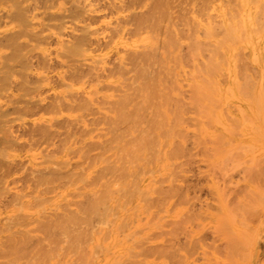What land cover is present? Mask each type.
Returning <instances> with one entry per match:
<instances>
[{
    "label": "bare ground",
    "instance_id": "obj_1",
    "mask_svg": "<svg viewBox=\"0 0 264 264\" xmlns=\"http://www.w3.org/2000/svg\"><path fill=\"white\" fill-rule=\"evenodd\" d=\"M44 1H46V0H44ZM69 1L71 3V0H69ZM82 1H86V0H79V2H82ZM94 1L92 0V2H91L92 5L90 4L91 6L95 5L96 2H98L97 5H101V4H99L100 0H97L95 2ZM220 1H221V3H219L218 7H216V6L212 5L211 0H142L141 1L142 3L140 6L145 8V13L142 12V15H139V16H138V14H139L138 13L137 17H133L132 14H134V13H133V11H131L132 13L130 12L129 15L134 18L133 23H135V27H133L134 29H132V30L134 31V30H138V29L139 30L144 29V31H145L144 36L143 37H136L135 39H133L131 41H128L129 39L128 40L126 39L127 41L124 40L123 39L124 37L120 38L116 41L112 40L113 38H109V40L105 42L106 43L105 44L106 45L105 50L101 49V48H95V49L91 48L90 52H87L86 49H84V47L88 46V44L91 46L92 42L94 43V46L97 45V46L101 47L102 41L100 39L101 38L100 34H103L105 31L108 30L109 27L108 28H106V27L110 23L108 21H106V17H105V19L101 20L98 23L97 22H95V23H92V22L86 23L85 22L84 23V21H83L84 19H83L82 24L83 23L84 24L81 27L82 34H79L77 38L74 34L67 36L69 39H70V36H71V38L74 36L76 38V40L72 41V42L67 41V44H64L66 41L61 42V44L58 45V48L60 50H62L61 53L63 54V56L64 55L69 56V58H67V59H69V61L71 59H72V61H74L73 59L75 57H77L76 58L77 60H78V57L79 58L80 57L86 58L87 63H89V64L87 66H86L87 63L84 64L85 66L83 65V68L84 69L88 68L87 69L88 71L87 70H86L87 72L83 71L81 63L84 60L80 62V60H82V59L79 60L80 63L78 62L79 63L78 65H80L81 67L77 66L76 65L77 63L74 64L75 62H77V60H75V62H73V63H68L67 79L63 77L64 80L65 79L67 80V84L62 83L63 84L62 86H64L63 89L59 90L57 94H54L52 96V98L49 99V102H45L44 98L39 97L40 94H37L38 97L35 98L36 99L35 102L34 101H31V102L30 101H24L22 105L20 103L16 102V106H14L12 113L13 114L16 113V115L18 114V116H17V118H14V119L12 117L13 120H10L11 117H8V119L10 120V121H8V119L6 117L11 116V115H8V112L6 113L5 110L1 109L2 106H0V132L2 134L0 136V144L5 149V151L7 148L13 149L16 146H18L17 147L18 149L20 147H23V143H25V141H22L23 143L22 142L20 143V140L22 139V137H24L23 134H24L25 130L27 131V136H28V139H26L27 140L26 145H28L30 148L36 147L37 145L38 146L45 145L46 148L54 146V144L51 143V141L49 143V140L53 141V139H51V137L55 134H56V136L64 135L63 141L61 143L59 142L60 144L56 146V148H57L56 150H49V151L42 150L41 151V153L44 151L46 152L43 155L45 157L43 159H44V162L49 165V167L48 166L47 167L51 170V173L48 176H45V175L41 176V177L38 176V178H36V180L39 179V181H41V183H44L46 185L48 184L49 186L47 187L45 185L46 188H43L44 186L40 187V188H42V190L40 189V191L39 190L37 191L36 187L41 186V183H39L38 181L33 180V179H32L33 182L32 181H26V183L31 182L33 184L35 182V184L37 185V186H34V185L32 186L29 184L30 186L34 187V188H32V190L34 189L33 192H35V195H33L34 197H30V198H32L31 203H30V205H31L30 208L33 209L31 212H27V210H25L24 207L22 208L23 205L21 206V204L23 203V199L26 198L30 193L29 194L27 193L28 194L27 196L25 195L26 193L23 194L24 190L21 189L19 187V185H18V187L20 190L17 189L18 187L16 188L17 190L15 188H12V189H15L14 192H12V190H8V189H10L7 187L8 184H6V186H5L6 178L9 176V173H10V170H9L10 167L9 166H10V164L13 163L10 161H13L15 159L12 160L9 156H7V154H5L4 150L0 151V157H5V158H3V159H5V161L2 158H0V172H1L0 173V206L1 205H4V206L6 205L5 207L11 206L12 212L14 213V215L11 214L12 217H9V219L7 220V223H5L4 226H2L3 229L0 227L3 230V231L1 230L2 232L9 233V235L7 237L4 236L6 238L3 239V241H0V264H93V263L97 262L98 257H100L101 251H103L105 254V253H107L106 251L112 250V249H113V251L111 253V256L108 259L107 264H133V263L134 264H136V263L142 264L143 263L142 261L146 258L145 257L142 260V258H143L142 256L146 255L145 252H149L147 250H144V248H143L144 243H146L147 240H149L147 233L140 234V231L142 230L143 227L141 229L133 228L132 225L129 226L128 224H126L127 222L126 223L124 222V225L121 226L122 219H121V221L117 220L118 222H121V223H117V221H115L113 219L114 222L109 224V221L111 222L112 220L111 219L108 220L107 218L105 219V216H107V214H109V213H112L114 211L113 209L116 206L119 208L122 207L123 209L125 208V207H123L124 204H128L127 206H129L131 201L123 200L124 202H122L121 199L119 198V197H121V195H122V197L131 198V199H132V197H136L135 201L137 202V204H139V205L141 204V206H140L141 210L144 212H147V213L150 210V205H151V203H149L150 197L156 196L155 198L157 199V201L160 204L157 205L155 203L154 204L152 203L153 204L152 205L153 210L152 211L150 210L149 214H152V217H154L153 215H155V217L157 216L156 218L162 219L159 217V213L157 210H159L160 208L165 206L164 204L166 203V201L164 199L168 200L167 197H165V196H168L166 194L172 193V192L178 193L177 190H179V189L176 190V188L171 187L172 183H170V186L168 188H166V186L164 187V185L162 186L161 183H164L165 180H169L171 182L178 181L177 177L179 176V174L182 171L181 170V171L177 172V170L180 169L179 168L180 165L178 164L179 163L178 160H180V158L183 157L181 155L182 150L186 153V151L183 149L184 145L182 144V142L185 141L187 143V141L184 139H186V137L191 135V134L187 135L188 132H186V131H188V127H190L189 125H192L190 123H193L194 121L198 122V120H196L197 119L196 116H199L201 118L199 119V123H197V122H195V124L193 123L192 127L194 125L196 127H199V129H200L199 132L202 134V137H203L202 138L201 135H199L201 138L200 137H197V138L202 139V141H203V139L204 140L208 139L206 144H209L212 141L210 147H208L209 145L206 146L208 149L206 147H204V144L206 141L202 145L203 147H201V148L207 149L206 154H205V152H204V154H205V156H207V159L209 161L208 160H202L203 154H201L202 159L200 161L201 162L203 161L204 164L209 163V166L211 168V169L210 168L209 169L214 173V176H216V178H217V174H218V176L220 174V176L217 179L220 178L222 180V185L219 186L220 188L222 187V193L220 191L217 192V196H216L215 192L218 191V189L216 191H214L213 187H212V189H210V187H208L210 189L211 193L213 191L215 193V194L213 193L214 196H210V197H212L214 199L218 198L217 201H216V199L215 200L212 199V200H213V202L215 201L214 203H219L218 209H219V213H220V215L215 218L216 220L214 219L215 224L213 225V227H208V229L211 231L213 230V233L216 234V236H215V234H213V236L211 235L213 242H217V240H218V243L221 242V243L225 244V246H224L225 247V249H224L225 259L227 260V258L230 257L232 252L229 249V246L234 245L239 239H241V236H243L246 233V232H242L243 234L241 235V231H243V230H240V228H237L238 226L235 225V223L238 221L236 219H238V217L240 218V216L241 217L245 216V214L248 213V212H245L246 210L247 211L250 210V214H251L252 209H255V207H256L255 204L249 205V202H248V201L251 202V200H250L251 197H255V196L249 197V194L252 192V190L249 191L250 193L248 192L249 194L246 192L249 190L250 186L247 185L248 187L245 186L246 188L244 189L243 186L246 185L245 184L246 182H244V185H243V183L240 182L242 180V178L240 179V181H235V183H233L231 181V175L233 177V174H231V173H233V171L235 170L234 173L238 174V171L240 172L239 168H241L242 166H245V167L249 168V171L247 170L248 173H244L246 169L241 170V171H243L242 173L245 174V175H243V174L242 175L244 177L247 176L246 178H248V175H249V177L252 178L251 175H253L254 177H255V175H259V173H260L258 171L259 167L264 165V163L261 164L262 163L261 161L263 159V158L261 159V157H260L261 161L259 160V158H257L258 161H257V163H255L256 162L255 160H257L255 158L254 160H252V161H255L252 164L254 167H252L251 164H249V162L251 163L250 159L247 158L248 159L247 160L248 162H247L243 158V155L247 156L246 153L249 151V147L252 148V146L249 145L248 150H247L248 144L244 145V146H246V152H245V154H242V151L245 148L243 146L244 143L242 142L243 144H240L241 145L240 146L239 144H237V143L233 144L230 141V139H232V137L230 138L229 136H233V135L239 136V137L241 136V134L239 135V132L242 131V128H244V127H242V124H241V126L238 127V124L240 122L235 123V124H237V125H235L234 124L235 121H233V123H231L229 121L232 119V117L229 116L231 119L227 118V121L230 124H234V125H230V126H234V129L230 127L231 129H233L232 131H230L231 129H228L223 124L225 126L223 128L225 133H227L228 135L230 134L228 136V138L225 136V134H223V132L221 133L219 131L220 133L219 132L213 133L212 132L213 129L215 131V129H217V128H215V126L213 128H211L209 126L211 124L213 125V121L218 118V117H216V119L213 118V115L215 113L218 112V113H220V115L225 114L226 109H222V107H223L222 105H220L219 108H217L216 106H219L218 104H219L220 99L224 97L223 93L229 95V89L235 93L237 92V90H239L238 91V93L240 92L239 95L241 94L242 98L244 97V99L247 98L248 103H249V100H252L254 102V107L251 109V115L252 116L254 114L257 115L256 116L257 119H258V116H262L264 119V76H263V80L261 79L259 82L260 84L262 83L261 84L262 87L260 88L258 95H254L255 93H253L254 92L253 88L257 83L254 81L255 80L254 78H256L258 75L253 76L248 71V69L250 67H247L248 66L247 62L244 59L242 60V57L243 58L246 57V59H247V57L249 55L245 56L246 54L241 53V50L244 49L248 45V43H245L244 40L247 39L249 35L251 36V35L258 34L264 29V25L263 26L258 25V22L260 23V21L262 19H264V0H220ZM11 2H13V0ZM18 2H19V0H17V3ZM33 2L35 4L34 0H33ZM37 2H38V0H36V3ZM52 2L53 1L50 0V3H52ZM87 2H88V0H87ZM101 2H102V0H101ZM103 2H104V0H103ZM2 3H3V1H2ZM42 3H43V0H42ZM50 3L48 5V8L51 7ZM129 3H132V2H128L126 4L129 5ZM18 4H19V6H22L21 5L22 2H20ZM38 4H39V2H38ZM44 4H45V2H44ZM83 4L85 5L83 10L86 8V11H87L88 10L87 9V3L86 4L83 3ZM126 4L122 3L123 7L125 6V8H126ZM15 5L16 6H14V7L19 9L17 4H15ZM71 5H72L71 7L73 8V5H74L73 0H72ZM107 5L108 4H106V6ZM29 6H30V4H29ZM76 6H77V4H76ZM173 6H175V8H176L175 9L176 10L175 15H173L171 13V11H173V9L171 10V8ZM71 7H69L68 9H71ZM99 7H102V9H103V6H99ZM118 7H120L123 12L125 11L121 7V4ZM133 7H136V6H133ZM105 8H108V6ZM128 8H130V7L128 6ZM31 9H32V7H31ZM68 9H65V10L68 11ZM121 9H120V11H121ZM33 10H34V8H33ZM78 10H82V8L78 9ZM96 10L97 9H95L94 11H96ZM175 10L173 12H175ZM23 11L26 14L28 13L27 16H29V12H26V10H23ZM16 13H18V12H16ZM19 13H20L19 14L20 16H21V14H23L22 11L21 12L19 11ZM111 14H110V16H113V14L112 15ZM135 14H134V16H135ZM107 15L108 14H106V16ZM27 16L25 17V15H24L23 16L24 19H26ZM100 16L103 17L102 15H100ZM130 16H129V18L131 19ZM15 17H18V16H15ZM23 17H22V19H23ZM119 17H121V16H119ZM61 18H63V17H61ZM90 18H89V20H90ZM121 18H119V19H121ZM125 18H126V16H125ZM85 19H86V17H85ZM99 19H100V17H99ZM16 20H17V18H16ZM71 21H72V19H71ZM71 21H70V23H74V21H72V22ZM95 21H97V20H95ZM114 21H115V19H114ZM119 21L121 22V20H119ZM126 21L127 20L125 19L124 22L126 23ZM129 21H131V20H129ZM93 22H94V19H93ZM28 23H30V21H28L26 24H28ZM66 23H69V21H66ZM80 23H81V21H80ZM61 24L59 23V25H61ZM126 24H129V23H126ZM41 25H43V24H41ZM120 25L122 26L123 24H120ZM49 26H54V25H48L46 27H49ZM110 26H111V24H110ZM57 27H56V29H54L55 34H56V30H57V32H58V30H62L61 26H59L58 29H57ZM116 27H118V29L115 28L114 30L112 27H110V28H112L113 32L115 31L116 35L121 34V31L126 29V27H123V26L120 27L119 25L117 26V24H116ZM128 27H129L128 31H131L130 26H128ZM42 28H44V25ZM42 28H40V29H42ZM22 29L24 31V28H22ZM259 29H261V30H259ZM43 30L44 29H42V31ZM42 31L40 30L37 33L41 34ZM81 31L79 32V30L77 29L78 33H81ZM263 32H264V30H263ZM17 33L18 32H16V34ZM58 33H60V32H58ZM61 33H62V31H61ZM112 33L109 32V34H112ZM125 33L127 35V31H125ZM129 33H131V32H129ZM25 34H27V33H25ZM30 34H32V33H30V31H29V35ZM34 34H32L31 36H33ZM55 34H52L51 36L53 37ZM137 34H139V33H137ZM36 35L40 36L41 40L39 39L40 40L39 42L41 43L44 36L42 34H41L42 37H41V35H38V34H36ZM58 35H60V34H58ZM63 35H62V38L63 37L66 38V36H65L66 34L64 36ZM116 35L114 34V36H116ZM134 36H136V35H134ZM20 37H23V34ZM24 37H26V36L24 35ZM29 37L27 36V38H29ZM48 37L50 40L51 37L50 36H48ZM105 37H106V35H105ZM110 37H113V36L110 35ZM130 38H132V37L130 36ZM252 38H254V37H251V39ZM45 39H44V41H45ZM8 40H6V41H8ZM64 40H66V39H64ZM105 40H107V39H105ZM15 41H17V40H15ZM15 41H14V44H15ZM252 41H253V39H252ZM262 41H264V40L262 39ZM262 41H260V42H262ZM9 43L13 46L12 42H9ZM36 43H38V42L36 41ZM253 43L255 44V42H253ZM37 45H36V47L39 48V46H37ZM39 45H41V44H39ZM55 46H56V44H55ZM262 46L264 47V44H262ZM254 48L256 49V46ZM46 49H47V47H46ZM119 49H121L122 51L118 52V51H120ZM11 51H12V49H11ZM24 51H26V50H24ZM49 51L50 50H48V49L46 50L47 53ZM85 51L87 52L86 54H85ZM16 52H18V50ZM112 52H115L116 58L113 60V62H111L112 64L107 63L108 65H112V66L106 67V65H105L106 60L110 56L109 54ZM122 52H124V53H122ZM13 53H14V51H13ZM30 53H31V51H30ZM51 53H53V52L51 51L50 54ZM58 54L59 53H57V55ZM115 54L113 53V56H115ZM242 54H244V56H242ZM239 55H241V56H239ZM38 56H39V58L37 57V59H40L41 58L40 55H38ZM263 56H264V54H263ZM11 57L13 58L14 55ZM60 57L63 58L62 55ZM249 58H250V56H249ZM257 58H256V56H254L253 61H255V60L257 61ZM260 58L261 57H259L258 59H260ZM46 59H48V62H46L47 64L45 62L41 61V59H40L41 62L39 60H37V61H39L37 64V66H38L37 70H40L41 66H43V68L46 69V70L43 69L44 70L43 73H45V71L49 73L47 68H51V67H49V57L47 58V56H46L44 60H46ZM262 59H264V57ZM261 60H259L260 63H261ZM107 61H112V60L110 59ZM247 61H248V59H247ZM249 61H250V59H249ZM28 62H29L28 64H30V61H28ZM262 62H264V61L262 60ZM260 63H258V64H260ZM249 64H250V62H249ZM31 65H33V64H31ZM31 65H29V66L31 67ZM243 65L245 66V68ZM230 66L235 68L234 74L232 73L231 76H230V72H229ZM21 68L24 69V66H22ZM52 68L54 69V67H52ZM242 68H244V69H242ZM27 69H29V67H26L24 69V71L26 72ZM244 70H246V72L248 71L247 74L252 75V77L247 76ZM249 70L253 71L254 69L252 70V68H251ZM41 71H42V69H41ZM51 71H52V69H51ZM253 72L255 73V71H253ZM263 72H264V69H263ZM243 74H245L247 76V78H244ZM44 75L45 74H43V76L39 77L38 79L35 77L36 80L33 81L34 79L31 80L32 79L31 75L26 74L23 77V79L21 80V82H19V83H21L19 85H20V87L22 86L23 90H29V93H31V94L34 91L38 92L37 90H39V92H40V89L43 87L42 83L44 81L48 80L46 77H44ZM232 75H234V79H235L234 85L235 84L238 85L237 86L238 89L236 91H233V90H235V88L233 87L234 85H232L230 83L231 86L233 87V89L229 88V89H226L225 91H222L223 85L227 84L228 79L233 77ZM59 77H60V75H59ZM7 78H9V76L4 75L2 78H0V83L3 84L4 79H7ZM33 78H34V76H33ZM243 78L248 80V81L245 80L246 82L242 85V82L240 80ZM251 78H253L254 80L252 81ZM50 80H52V79L50 78ZM53 80H52V82H54ZM124 80L128 81V83L124 82ZM257 80H258V78H257ZM230 81L231 80L229 79V82ZM52 82H48V83H52ZM250 82L251 83L254 82V85L251 84ZM5 84H8V83H5ZM11 84L13 85V83H11ZM85 84H86V86H85ZM32 85H33V87H32ZM50 85H52V84H50ZM99 85L101 87L100 89H102L103 91L106 89V91L104 93L99 91ZM4 86H6V85H4ZM97 86H98V88H97ZM184 86H186L188 88L187 93H185L186 91H184V88H183ZM243 86H244L245 90L243 89ZM43 89H44V87H43ZM255 91H256V89H255ZM26 94H27V92H26ZM44 94H46V93H44ZM1 95H2V93H1ZM253 95L255 98L253 97ZM10 97H11V95H10ZM10 97L8 96V98H10ZM24 97H25V94H24ZM32 97H34V96H32ZM249 98H252V99H249ZM8 101L11 102L13 100L11 99V101H10L8 99ZM11 103H14V102H11ZM214 103H217L216 105H214L215 106L214 110H216L217 112H214L212 109ZM250 104L251 103H249V105ZM93 105H97L98 108L94 109ZM226 105L228 108L229 105L228 104H226ZM90 107L93 108L94 110L93 109L90 110ZM230 108L232 109V106ZM188 109H191V111L193 110V112L188 111ZM240 110H241V108H240ZM40 112H43V113L40 115L39 114ZM63 112H67L68 114L64 115ZM212 112H213V114H212ZM19 114H20V116H19ZM22 114H24V115H22ZM38 114H39V117L37 116L38 118L32 119L29 123L25 122V120L23 119L24 116L25 117L28 116L29 118H31V117L36 116ZM90 115L93 117L98 115V117L96 116L93 119L91 118L92 121H89L90 119L88 120V118H87V120H84L87 116H90ZM226 116H224L225 121H226V119H225ZM214 117H215V115H214ZM244 117L246 118V116H243L242 118H244ZM59 119H64V122L60 124V121H58ZM184 119L187 122L184 123ZM189 119H192L194 121L189 120ZM201 119L202 120L205 119L206 121L209 119L208 121H210L211 124L209 122H207V123L204 122L205 120L203 121L204 123L209 124V126H206V128L207 127L211 128V130H208L209 132L208 131L205 132V130L203 128L201 129L200 126L197 125V124L201 125V123H200ZM246 119H250V118H246ZM14 121H19V123L17 125H13ZM190 121H192V122H190ZM243 121L244 120L242 119V122ZM263 121H262V123L264 124ZM11 122L13 124H10ZM87 122H89L88 127L93 126L94 128H91V129L87 128L85 126V124ZM218 122H220V119ZM248 122H250V121H248ZM25 124H29V126H28L29 128H27V126H25ZM183 124L187 125V127L183 126ZM56 126H58V128L64 129V130L62 131L59 129L60 131H57L58 128ZM99 126H104L103 130L106 131L105 134L110 136V139H109L110 141L108 140L107 137H106V140H108V141H106V140L103 141L104 143H107V145H104L102 140L100 142L98 141V143L95 141H94L95 143L92 142L94 136L90 137V135L95 129L97 130L96 127H99ZM248 126H250V125H248ZM55 127L57 128V130L55 129V131H53V128H55ZM14 128L17 130V134H14V131H13ZM195 128H194V130H195ZM99 129H101V128H99ZM256 129H257V131L260 130V129L258 130V127ZM196 130L198 131V128H196ZM196 130L193 131L194 134L196 133L195 135L198 134L196 132ZM218 130H216V131H218ZM248 132H250V130ZM236 134H238V135H236ZM258 134H259V132H258ZM104 135L100 132L95 137L101 138V136H104ZM195 135H193V136L195 137ZM261 136L263 137V135H261ZM55 137L53 136L54 139H55ZM194 137H193V139H194ZM189 138H190V136H189ZM205 138H207V139H205ZM87 139H89L90 141L92 139V141L85 144V141ZM193 139H191L192 142H193ZM77 140H79V142ZM188 140L190 141V139H188ZM209 140H210V142H208ZM256 141H255V144H256ZM80 142L82 143V145L83 144H84V146L86 145V148H87V149L85 148L86 150L84 149V151H82V149L84 147L83 146L81 147L80 155L82 157H80V158L82 159L84 157L86 158V156L87 157L89 156L88 157L89 159H87V161H89L88 163H90L92 160L96 161V159L100 156L98 154H97L98 156H95V155L91 156V154H93V153H91L93 149H94L93 151H95L97 148H99V151L101 150L100 146L96 147L97 145H92V144H98L99 145V143H100V145H102L103 147L105 146V148L109 149V151H108V153L110 152L109 155H107L105 157L100 156L97 159L96 163H98V161H99L100 165L103 164V165H101L102 168L100 167L101 170L97 169V170H100V172L94 171V173L96 172L95 175H90L91 173L89 171L88 172L90 174L85 173L86 168L85 167L83 169L80 168L82 166L81 164L79 165V168H80L79 171H72V170L68 171L66 168H67V166L70 167V165H68L69 162L67 163V161H63V160L62 161L64 163L62 165H57L56 167L52 166L55 163L54 158L56 155L66 154L67 152H74L75 148L72 151L71 150L68 151L70 146L73 143H74V145H75V143L77 145ZM57 144H58V142H57ZM193 144L194 143H191V147L195 146ZM261 144H263V142H261ZM261 144H260V146H262ZM255 146H253V149H251V151H249V152H252V150L256 149ZM260 146H258V147L260 148ZM3 148H1V149H3ZM43 148H45V147H42V149ZM194 148H196V147H194ZM262 149H260V153L263 154L264 150H263V152H261ZM21 150H23V148H21ZM201 150H203V149H201ZM78 152L79 151L77 150L76 153H78ZM103 152H104V148H103ZM189 152L191 153V151H189ZM255 152H258V151H255ZM106 153H107V151H106ZM106 153H104V154H106ZM192 153H194V151H192ZM202 153H203V151H202ZM252 153H254V151ZM100 154H101V152H100ZM183 155H184V153H183ZM195 155H197V154H195ZM195 155L193 158L197 157V156L195 157ZM90 156L91 157L95 156L97 158L93 159V158H90ZM254 157H255V154H254ZM6 158H8L10 161H8ZM40 158H42V156ZM183 159L184 158H182L180 161H182ZM186 159H189V158H186ZM204 159H206V158L204 157ZM65 160H67V159H65ZM177 161H178V163H177ZM16 162L17 161H15V163ZM18 162H20V161H18ZM84 162H86V160ZM142 162H143V164H142ZM245 162H246V165L248 163L251 167L248 165L246 166ZM258 162H260V163H258ZM42 163H43V161H42ZM60 163H62V162H60ZM92 164H93V162L89 165L91 166ZM23 165H24V163H23ZM89 165H86V167H88ZM141 165L150 167V169H149V167H146L145 172H146V170L151 171L153 167L159 168V171L161 173V177H159L160 176V173H159L158 178L152 177L153 179H151V181L145 187H139V189L134 188L135 185L132 184L134 181H132V183H131L132 185L130 184L131 189H128L129 185H127V188H126L124 186V184H126V183L123 184V182H125V181H122V180H121L122 182L119 181L120 177H125V176L129 177L133 174L135 179L138 180L139 174H137V170H133L132 168L137 166L138 168H140V171H141V169H143V168H141ZM165 165L167 166V168L165 167ZM177 167L179 169H177ZM16 168L17 167H15V170H16ZM76 168H78V167H76ZM184 168H186V167H184ZM206 168H208V167H206ZM237 168H238V170L236 172ZM250 168H252V170ZM255 169H258V170L255 171ZM36 170H38V169H36ZM27 171H26V173H27ZM30 171L32 172L31 168H30L28 174L29 173L31 174ZM140 171H139V173H140ZM203 171H204V169H203ZM12 172L13 171H11V173ZM14 172H16V171H14ZM105 172H107V173H105ZM146 173H148V172H146ZM176 173H178L177 177L175 176ZM250 173H252V174H250ZM28 174H26V176H28V178H31V177H29ZM240 174H241V172L237 176L239 177ZM109 175H110V177H112L111 180L109 179L110 177H108ZM199 176H201V175H199ZM105 177H107L108 179L104 182L102 180H105ZM140 177H141V175H140ZM174 177H175V179H174ZM143 178H145V177L143 176ZM206 178H207V176H206ZM210 178H213V177L210 176ZM216 178L214 177L213 181H215ZM60 179H63V181H65V182H62V180H60ZM142 179H140L139 181L141 182ZM179 179H181V178H179ZM237 179L239 180V178H237ZM261 179H263V178L261 177ZM59 180L61 182H59ZM254 180H255V178H254ZM13 181H15V180L13 179L12 182ZM67 181H68V183H67ZM244 181H247V180L245 179ZM256 181H258V180H255V182ZM263 181H264V179H263ZM23 182H25V181H23ZM56 182H58L59 185H61L60 188L64 189L63 192L57 186L58 183L55 185ZM71 182H73L74 184L80 183L78 185L79 190L82 189L79 186L88 185L89 187L88 186H86V187L84 186V187L85 188L88 187L89 191L82 194V195L80 194V192L78 194L77 193L78 191L77 192L75 191L77 193L76 195L78 196V198L81 197L79 200H77L78 198H73V197H75V196H73L75 194L74 192L71 191V192H69V194H67L68 193L67 184L70 185ZM165 182H167V181H165ZM179 182L180 181H178V183ZM253 182L252 183L249 182V183L252 184L253 186H256V185H254L255 182L254 183ZM26 183H24V184H26ZM73 183H71V184H73ZM176 183H174V186H176L175 185ZM211 183H212V181L210 182V184ZM225 183L226 184L228 183L226 187H225V185H226ZM237 183H240V185H242V188L244 189V190L242 189L244 191L243 192L244 195L241 194L239 196H236V198L240 197V200H242L243 198L241 199V197L246 196V197H244V198H246V200L244 201V199H243L245 205H244L243 201H240V202L235 201V200H238L234 197L235 195H233V197H234L233 203H231L233 200H230V199H232V196L227 197L229 192L236 193V191H239L238 189H240L239 188L240 186L238 187V189H236ZM127 184H129V182ZM259 184H260V182H259ZM21 185H23V184H21ZM137 185H138V183H137ZM137 185H136V187H137ZM234 185H235V187H234ZM263 185H264V183H263ZM132 186H133V188H132ZM179 186H180V184H179ZM210 186H212V185H210ZM215 186L217 188H219L217 182L215 183ZM259 186H261V185H259ZM55 187L57 189H59V192H57L58 190L56 191V189H54ZM28 188H29V186H28ZM78 188L76 187V190ZM257 188H260V187H257ZM21 190H23V191H21ZM54 190L56 192H55V194H53V196H54L53 198L49 197V199L46 198L47 200H44L43 199L44 197L43 198L39 197V196H41L39 194L52 193V191H54ZM262 191L264 192V190H262ZM33 192H31V194H34ZM179 192H180V190H179ZM239 192H242V191H239ZM239 192H238V194H239ZM254 192H252V193H254ZM72 193H74V194H72ZM119 193H121V195ZM231 193H230V195H231ZM172 194H170V195L172 196ZM182 194H184V192H181L180 195L178 193L179 196L177 195V197L180 198V196H182ZM213 194H211V195H213ZM260 194H261V192H260ZM253 195H256V194H253ZM29 196H32V195H29ZM70 196H72L71 197L72 199H68ZM173 196H175V195L173 194ZM257 196H259V195H257ZM30 198L28 201H26L28 198L25 200L26 203H28L30 201ZM227 198H229V199L227 200ZM247 198H249L248 201H247ZM258 198H260V197H258ZM182 199H184V198H182ZM253 199H252V202L255 203L256 201H255V199L254 200ZM36 200H37V202L34 203V201H36ZM160 201H164V203L163 202L161 203ZM228 201H230V202H228ZM246 201L248 202V205L250 207L252 205H254L255 207H253V208L247 207ZM191 202H193V201H191ZM258 202H260V201H258ZM110 203L115 205V207L113 209L105 207L106 205H108ZM229 203H231L234 206H232ZM156 205L159 207V209L156 207ZM214 205H215V209H216L217 204H214ZM236 205H237V207H236ZM4 206L2 208L6 209ZM26 206H28V208H29V205H26ZM153 206H155L157 208V210H155V207H153ZM175 206L176 205H174V207ZM244 207H247V209H245ZM248 208H250V209H248ZM199 209H201V208L199 207ZM233 209L234 210L236 209L234 212H236V213L240 212L242 215L240 213H238V214L233 213ZM127 210H128V208H127ZM136 211H137V209H136ZM136 211H134L133 213H135ZM162 211L165 212L163 209H162ZM197 211H198V206H197ZM205 211H207V209H205ZM159 212H160V210H159ZM168 212H170V211H168ZM114 213L116 214V212H114ZM114 213H112V214H114ZM202 213L203 212L200 213V211H199V213L197 212L196 214H193V215H195V216L197 215L196 218L201 220L199 218L201 216H199V215ZM185 214H186L187 219L185 217ZM133 215H136V214H133ZM193 215H190V217H189L188 213H186V212L184 213V216H183V214L180 215L183 218L185 217V219H183L181 217V218H179L180 221L176 220L177 221L176 223L181 222V224H184V226H179L180 223H178L177 226H179L178 227L179 230H181L183 227L186 228L185 223L187 225L188 221H189V224L193 220L197 222V220L195 219V217ZM208 215H210V214H208ZM211 215L208 217L203 215V217L205 216L206 218H210ZM236 215H237V218H235ZM191 216H193L194 219ZM113 217H114V215H113ZM4 218L2 220H4ZM121 218H123L125 220L124 217H121ZM188 218L190 220H188ZM243 218H246V219H244V221L246 220L245 222L248 221L247 214ZM25 219H27V221L25 222V224L23 226L24 229H20V230L18 229L19 231H17V229H15V230H13L14 233H12L13 232L12 229L18 227V225H22V222ZM150 219H151V217H150ZM181 219H183V221H185V220L186 221L182 223ZM29 220H30V222H29ZM134 220H135V218H134ZM151 220L153 221V218ZM239 220H240L239 222H241V223H243V225H245L244 221H242V218H240ZM196 222H195V224H196ZM198 222H200V221H198ZM212 222H214V221H212ZM155 223L156 224L159 223V220L155 221ZM191 223H192L191 225H193L194 222H191ZM32 224H33V226H32ZM146 224H148V223H146ZM29 225L32 227H28ZM196 225L197 226H195V227L197 228V227H200L201 224L198 223ZM237 225H240V224H237ZM172 226H175V227H173V228H175L174 229L175 233L177 231V233L179 234V232L181 233L183 231V230L179 231L175 223H172ZM245 226L240 225V227H242V229L247 228ZM126 227H128V229H126L127 230L126 234L122 235L121 239H118V241L116 243H114L113 239L117 240V237L115 235L120 236L121 233H125L126 230H123V228L125 229ZM157 227H159V226H157ZM157 227H155V228H157ZM146 228H147V226L145 227V230H146ZM176 228H177V230H176ZM210 228H213V229H210ZM199 229H201L202 231H204L203 229L208 230L207 228H205V224L203 226H201V228H199ZM185 230H187V228L184 229V234H185ZM189 230L187 231L188 237L190 236ZM201 230H198V231L200 232ZM247 230H248V228H247ZM161 231H162V229H161ZM188 232H189V234H188ZM192 232H194V231H192ZM199 232H197V233H199ZM40 234H43V236H41ZM149 234H152V233L150 232ZM170 234L168 233L169 236H170ZM178 234H176V235H178ZM39 235L41 238H39ZM163 235H165V233H163ZM149 237L151 238V236H149ZM192 237L190 239H192ZM215 237H216V239H215ZM172 238H174V237H172ZM172 238H171V240H172ZM193 238H195V237H193ZM184 239H188V238L185 237ZM192 240H193L192 244H189L190 246L194 245V243H193L194 240H196V242H197V238L192 239ZM173 243H174V241H173ZM160 245H162V244H160ZM163 245L164 246H161L162 250H164V252H166V250L168 249V251L172 255L173 254L178 255V254H180L179 251L184 252L183 249L188 247V246L182 247L183 245H185V243L179 248L180 250L175 249V247L173 246L174 249L172 248V250H178V252L175 251V252H177V253H175L173 251L171 252V250L169 248H166V247H169V245L165 246L164 243H163ZM157 246L149 247V248H151L150 254L155 253V252H152L153 250H159V249H157ZM163 247H165V248H163ZM170 247H172V246L170 245ZM145 248H146V246H145ZM153 248H156V249H153ZM181 248H183V249H181ZM213 249L215 250L216 247L215 248L213 247ZM187 250H190V248H188ZM168 251H167V253H168ZM158 253L159 252H156L154 255L156 256V254H158ZM186 253L187 252L184 253V256L185 255L187 256ZM150 254L148 253V255H150ZM159 254H161L160 256H163L165 253L160 252ZM177 255H176V257H177ZM140 256L142 257L141 260H139V262L137 261L135 263V261H136L135 258L140 257ZM178 256H179V259L177 258L178 261L183 260V255L181 256V258H180V255H178ZM168 258L170 259V257H168ZM174 258H175V255L171 256L170 261L171 260L174 261ZM188 258H190V256H188L187 259ZM133 259H135V261ZM177 259L175 260L176 262H177ZM207 259H209V261H210V259L214 260L215 263L213 262V264L217 263V258L215 256H212V258H207ZM207 259H206V262L208 261ZM172 261H171V264L175 262V261L174 262H172ZM154 262H155V260H154ZM177 264H180V262H178ZM181 264H182V262H181ZM209 264H212V263L209 262Z\"/></svg>",
    "mask_w": 264,
    "mask_h": 264
},
{
    "label": "rangeland",
    "instance_id": "obj_2",
    "mask_svg": "<svg viewBox=\"0 0 264 264\" xmlns=\"http://www.w3.org/2000/svg\"><path fill=\"white\" fill-rule=\"evenodd\" d=\"M2 1H3V3H2ZM0 0V78H2L4 75H8L9 76V78H7V79H4V83L3 84H1L0 83V106H2L1 107V109L2 110H5L6 111V113L8 112V115H11V116H7L6 118L8 119V117H11V119L10 120H13L14 118H17V116H18V114L16 115V113H12L13 112V108H14V106H16V102L17 103H20L21 105L23 104V102L24 101H36V99L35 98H37L38 96H37V94H40V96L39 97H41V98H44L45 99V102H49V99H51L52 98V96L54 95V94H57L58 93V91L59 90H61V89H63V87L64 86H62L64 83H66L67 84V69H68V63H73V62H75V60H77L76 58L77 57H75L73 60L74 61H72V59L69 61V59H67V58H69V56H66V55H64L63 56V54L61 53L62 52V50H60L59 48H58V45H60L61 44V42H65L64 44H67V41H69V42H72V41H75L76 40V38L78 37V35L79 34H82V31H81V27L83 26V24L86 22H88V23H95V22H100L101 20H103V19H105V17H106V21H108L110 24H111V26H110V24L106 27V28H108V30L107 31H105L103 34H100V39H101V47L100 46H94V43L92 42L91 43V46L88 44V46H86V47H84V49H86V51L87 52H90V49L91 48H93V49H95V48H101V49H104L105 50V48H106V41H108L109 40V38H113L112 40H114V41H116V40H118V39H120V38H123L124 40H128V41H131V40H133V39H135L136 37H143L144 36V33H145V31H144V29L141 31V30H132V29H134L133 27H135V23H133L134 21H133V17H137V14H138V16L139 15H142V12L143 13H145V8L144 7H142V6H140L141 5V1L142 0H104V2H103V0H102V2H101V0H100V2H99V4H101V5H97L98 4V2H96V4L95 5H93V6H91L92 5V0L90 1V0H88V2H87V0L86 1H82V2H79V0L77 1V0H73V8L71 7L72 5V0H71V3H70V1L69 0H51V1H53L52 3H50V0H46V1H44L43 0V3H42V0H38V2H39V4H38V2L36 3V0H34L35 1V4H34V2H33V0H19V2L18 3H20V2H22V6H19V4L17 3V0H13V2H11L12 0ZM25 1V2H24ZM94 1V0H93ZM95 1H97V0H95ZM94 1V2H95ZM44 2H45V4H44ZM79 2V3H78ZM128 3V2H132V3H129V5L128 4H126V3ZM136 4H135V3ZM211 2H212V5L213 6H216V7H218V5H219V3H221V1L220 0H211ZM49 3H50V8H48V5H49ZM83 3H87V9L89 10H87L86 11V8L83 10V8L85 7V5L83 4ZM122 3L123 4H126V8H125V6L123 7V5H122ZM13 4V5H12ZM15 4H17V6H18V8L19 9H17V8H15L14 6H16ZM29 4H30V6H29ZM39 6H38V5ZM43 4V5H42ZM55 4V5H54ZM76 4H77V6H76ZM89 4V5H88ZM91 4V5H90ZM106 4H108L107 6H108V8H105V7H107L106 6ZM120 4H121V7L123 8V10H125L124 12L122 11V9L120 8V7H118V6H120ZM135 4V5H134ZM34 5V6H33ZM38 7H37V6ZM45 5V6H44ZM54 7H53V6ZM114 5V6H113ZM130 7V8H128V6ZM138 5V6H137ZM96 8H95V7ZM99 6H103V9H102V7H99ZM117 6V7H116ZM133 6H136V7H133ZM31 7H32V9H31ZM47 7V8H46ZM53 7V8H52ZM69 7H71V9H68ZM110 7V8H109ZM117 9H115V8ZM132 7V8H131ZM33 8H34V10H33ZM38 8V9H37ZM82 8V10H78V9H81ZM91 10H90V9ZM97 9L96 11H94L95 9ZM100 8V9H99ZM113 8V9H112ZM16 9V10H15ZM65 9H68V11H66ZM75 9V10H74ZM77 9V10H76ZM119 9V10H118ZM120 9H121V11H120ZM173 9V11L176 9L175 8V6H173L172 8H171V10ZM18 10V11H17ZM23 10H26V12H29V16H27L28 15V13L26 14ZM63 10V11H62ZM112 12H111V11ZM114 10V11H113ZM130 10V11H129ZM196 10V9H195ZM19 11L21 12L22 11V13L25 15V17L27 16V18L26 19H24V15L23 14H21V16L19 15L20 13H19ZM131 11H133V13L135 14V16H134V14H132L133 15V17L132 16H130L129 14H130V12ZM135 11V12H134ZM173 11H171V13L173 14V15H175V13H176V10H175V12H173ZM16 12H18V13H16ZM113 14V16H110V14L111 13ZM132 13V12H131ZM106 14H108L107 16H106ZM111 14V15H112ZM35 15V16H34ZM100 15H102L103 17H101ZM105 15V16H104ZM15 16H18V17H15ZM100 17V19H99V17ZM119 16H121V17H119ZM125 16H126V18H125ZM129 16L131 17V19L129 18ZM4 17V18H3ZM22 17H23V19H22ZM34 17V18H33ZM61 17H63V18H61ZM85 17H86V19H85ZM92 19H91V18ZM128 17V18H127ZM16 18H17V20H16ZM72 19V21H74V23H70V21H71V19ZM89 18H90V20H89ZM112 18V19H111ZM115 19V21H114V19ZM119 18H121V19H119ZM20 19V20H19ZM23 21H22V20ZM81 19V20H80ZM84 19V20H83ZM93 19H94V22H93ZM121 20V22L119 21V20ZM125 19L128 21H126V23H129V24H126L124 21H125ZM27 20V21H26ZM82 20L84 21V23L82 24ZM88 20V21H87ZM95 20H97V21H95ZM113 20V21H112ZM129 20H131V21H129ZM264 19H262L261 21H260V23L258 22V25H260V26H263L264 25V21H263ZM28 21H30V23H28V24H26ZM66 21H69V23H66ZM71 21V22H72ZM80 21H81V23H80ZM119 21V22H118ZM123 22V23H122ZM263 22V23H262ZM59 23L61 24V25H59ZM64 23V24H63ZM126 25H125V24ZM37 24V25H36ZM41 24H43L44 25V28H42L43 27V25H41ZM54 25V26H49V27H46V26H48V25ZM56 24V25H55ZM116 24H117V26L119 25L120 27H126V29L125 30H122L121 31V34H117L116 35V33H115V31L113 32V30L115 29V28H117L118 29V27H116ZM120 24H123L122 26L120 25ZM61 26V28H62V30H58V32H60V33H58L57 32V30H56V34H55V30L54 29H56V27L57 26ZM72 25V26H71ZM115 25V26H114ZM130 26V28H131V31H128V26ZM28 28H27V27ZM41 26V27H40ZM58 26V27H59ZM114 26V27H113ZM24 28V31H23V29L22 28ZM46 27V28H45ZM58 27H57V29H58ZM110 27H112L113 28V30H112V28H110ZM259 27V26H258ZM40 28H42V29H44L43 31H42V29H40ZM60 28V29H61ZM28 31H27V30ZM42 31V35L44 36V38H43V40L41 41V43L39 42L41 39H40V36H37L36 34H38V35H41V34H39V33H37L38 31H40V30ZM76 29V30H75ZM77 29L79 30V32L81 31V33H78L77 32ZM130 30V29H129ZM259 30H261V29H259ZM264 30V29H263ZM263 30L260 32V33H258V34H255V35H249L248 36V38L247 39H245L244 40V42L245 43H248V45L244 48V49H242L241 50V53H244V54H246L245 56H250V58H249V56L247 57V59H248V61H247V59H246V57L245 58H243L242 57V60L244 59L246 62H247V67H250L249 69H251L252 68V70L253 71H255V73L253 72V71H251V70H249L248 69V71L253 75V76H257L256 78H251L252 79V81L254 80L255 82H257L256 83V85L254 86V92L253 93H255L254 95H258V93H259V91H260V88L262 87L261 86V84L259 83L260 82V80L262 79L263 80V76H264V72H263V67H264V62H262V60L264 61V59H262L264 56H263V54H264V47L262 46V44H264V41H262V39L264 40V32H263ZM29 31H30V33H32V34H34L35 32V34L33 35V36H31L32 34H30L29 35ZM61 31H62V33H61ZM125 31H127V35H126V33H125ZM16 32H18L17 34H16ZM109 32H113L116 36H114V34L112 33V34H109ZM129 32H131V33H129ZM133 32V33H132ZM12 33V34H11ZM25 33H27V34H25ZM68 33V34H67ZM135 33V34H134ZM137 33H139V34H137ZM23 34V37H20L21 35ZM52 34H55L53 37L51 36ZM58 34H60V35H58ZM64 34H66L65 36H66V38L65 37H63L62 38V35ZM71 34H74L75 36H76V38L73 36L72 38H71V36H70V39L67 37V36H69V35H71ZM129 34V35H128ZM133 36H132V35ZM24 35L26 36V37H24ZM42 35H41V37H42ZM63 35V36H64ZM105 35H106V37H105ZM110 35H112L113 37H110ZM134 35H136V36H134ZM263 35V36H262ZM27 36L29 37V38H27ZM48 36H50L51 38H50V40H49V37ZM61 36V37H60ZM109 36V37H108ZM130 36L132 37V38H130ZM55 37V38H54ZM251 37H254V38H252L253 39V41H252V39H251ZM17 38V39H16ZM46 38V39H45ZM62 38V39H61ZM107 39V40H105V39ZM10 41H9V40ZM30 39V40H29ZM40 39V40H39ZM44 39H45V41H44ZM64 39H66V40H64ZM6 40H8L9 42H12L13 43V46L8 42V41H6ZM15 40H17V41H15V44H14V41ZM19 40V41H18ZM54 40V41H53ZM126 40V41H127ZM36 41L39 43V44H41V45H39L38 43H36ZM49 43H48V42ZM51 41V42H50ZM260 41H262V42H260ZM4 42V43H3ZM43 42V43H42ZM68 42V43H69ZM104 42V43H103ZM253 42H255V44L253 43ZM48 43V44H47ZM37 46H39V48L38 47H36V45ZM50 44V45H49ZM55 44H56V46H55ZM93 44V45H92ZM256 46V49L254 48V47ZM12 47V48H11ZM26 47V48H25ZM36 47V48H35ZM46 47H47V49L48 50H50L48 53L46 52ZM248 47V48H247ZM262 47V48H261ZM34 48V49H33ZM11 49H12V51H11ZM14 49V50H13ZM18 50V52H16L17 50ZM33 49V50H32ZM89 49V50H88ZM24 50H26V51H24ZM59 50V51H58ZM120 51H118V52H121L122 50L121 49H119ZM250 50V51H249ZM256 52H255V51ZM263 52H261V51ZM13 51H14V53H13ZM29 51V52H28ZM30 51H31V53H30ZM53 52V53H51L50 54V52ZM85 51V54L87 53ZM12 52V53H11ZM34 52V53H33ZM43 52V53H42ZM17 55H16V54ZM57 53H59L58 55H57ZM113 53L115 54V52H112V53H110L109 55V57L107 58V60H112V61H107L106 60V63H105V65H106V67H110V66H112V65H108L109 63L110 64H112L111 62H113V60L116 58V54H115V56H113ZM122 53H124V52H122ZM240 53V52H239ZM240 53V54H241ZM249 53V54H248ZM261 53V54H260ZM10 54V55H9ZM46 54V55H45ZM62 55V57L63 58H61L60 56ZM244 54H242V56H244ZM256 54V55H255ZM14 55V57L12 58L11 56H13ZM38 55H40V59H41V61H43V62H48V59H46V60H44L45 59V57L47 56V58L49 57V67H51V68H47V70L49 71V73L48 72H46L45 71V73H43V71L44 70H46V69H44L43 68V66H41V69H42V71H41V69L40 70H37V68H38V66H37V64H38V62L40 61V59H37V57L39 58V56ZM45 55V56H44ZM112 55V56H111ZM261 57L260 59H258L259 57ZM239 56H241V55H239ZM254 56H256V58H257V61L255 60V61H253V57ZM18 57V58H17ZM3 58V59H2ZM13 60H11V59ZM66 58V59H65ZM6 59V60H5ZM27 59V60H26ZM33 59V60H32ZM80 59H82V60H80ZM249 59H250V61H249ZM262 59V60H261ZM4 62H3V61ZM8 60V61H7ZM16 60V61H15ZM37 60H39V61H37ZM53 60V61H52ZM67 60V61H66ZM79 60H80V62L81 61H83L82 63H81V66H82V68H83V65L84 64H86L87 63V60H86V58H79L78 57V60H77V62H75L74 64H76L77 66H79V67H81L80 65H78L80 62H79ZM259 60H261V63L259 62ZM28 61H30V64H28L29 62ZM40 61V62H41ZM51 61V62H50ZM69 61V62H68ZM244 61V62H245ZM79 62V63H78ZM249 62H250V64H249ZM255 62V63H254ZM52 63V64H51ZM108 63V64H107ZM258 63H260V64H258ZM31 64H33V65H31ZM47 64V63H46ZM51 64V65H50ZM89 63H87L86 64V66L88 65ZM29 65H31V67L29 66ZM260 65V66H259ZM22 66H24V69L26 68V67H29V69H27V71L25 72L24 71V69L23 68H21ZM67 66V67H66ZM85 66V65H84ZM244 66V65H243ZM52 67H54V69L52 68ZM246 67V68H247ZM263 69H262V68ZM36 68V69H35ZM81 68V69H82ZM87 68V67H86ZM244 68H245V66H244ZM244 68H242V69H244ZM44 69V70H43ZM51 69H52V71H51ZM88 69V68H87ZM87 69H84L83 68V71H85V72H87L88 70ZM257 69V70H256ZM10 70V71H9ZM87 70V71H86ZM51 71V72H50ZM234 71H235V68L234 67H232V66H230V68H229V72H230V76H231V74L233 73L234 74ZM245 71V73H246V75L247 76H249V77H252V75H248L247 73H248V71L246 72V70H244ZM243 71V72H244ZM257 71V72H256ZM4 72V73H3ZM42 72V73H41ZM66 72V73H65ZM28 74V75H31V80H33V81H35L36 80V78L38 79L39 77H41V76H43V74H45L44 75V77H46L48 80H46V81H44L42 84H43V87H44V89H43V87L40 89V92H39V90H37L38 92H36V91H34V92H32V94L31 93H29V90H23V88H22V86L20 87V85L19 84H21V83H19V82H21V80L23 79V77L26 75V74ZM257 73V74H256ZM35 74V75H34ZM66 74V75H65ZM59 75H60V77H59ZM65 75V76H64ZM245 74H243V77L244 78H247V76H246ZM33 76H34V78H33ZM54 76V77H53ZM233 77H231V78H229L231 81L229 82V79H228V81H227V84L225 85H223V87H222V91H225L226 89H229V88H231V89H233V87L235 88V90H233V91H236L238 88H237V86L238 85H234V83H235V79H234V75H232ZM36 77V78H35ZM53 77V78H52ZM66 78L65 80H64V78ZM248 77V78H249ZM50 78L54 81V82H52V80H50ZM233 78V79H232ZM239 79L241 82H242V85L246 82V81H248V80H246V79ZM257 78H258V80H257ZM246 80V81H245ZM257 80V81H256ZM244 81V82H243ZM48 82H52V83H48ZM124 82H127L128 83V81H126V80H124ZM240 82V83H241ZM5 83H8V84H5ZM10 83V84H9ZM11 83H13V85L11 84ZM63 83V84H62ZM232 85H234L233 87L231 86V84ZM251 83V82H250ZM50 84H52V85H50ZM251 84H253L254 85V82L253 83H251ZM4 85H6V86H4ZM230 85V86H229ZM85 86H86V84H85ZM11 87V88H10ZM32 87H33V85H32ZM97 88H98V86H97ZM101 87H100V85H99V91L100 92H105L106 91V89L103 91L102 89H100ZM184 88V91H186L185 93H187L188 91H187V87L186 86H184L183 87ZM243 89L245 90V88H244V86H243ZM255 89H256V91H255ZM43 92H42V91ZM238 91L239 90H237V92L235 93V92H232L230 89H229V95L228 94H225V93H223L224 94V97L223 98H221L220 99V101H219V106H216L217 108H219L220 107V105H222L223 107L226 105V104H228L229 106H228V108H227V105L223 108L222 106V109H226V111H225V114L224 115H220V113H218L216 110H214L215 108V106L214 105H216L217 103H214L213 104V111L214 112H217V113H215L214 115H215V117H214V115H213V118L214 119H216V117H218L219 119H220V122H218L219 121V119L217 120H214L213 121V125L210 123V121H206L205 119V121L204 120H200V123H201V125L200 124H197V125H199L200 126V128L202 129H204L205 130V132H207L208 130H211V128H213L214 126H215V128H217V129H215V131H214V129H213V133L215 132V133H217V132H223V134H225V136L228 138V136L230 135H228L227 133H225V131H224V127L226 126L228 129H231V128H233L234 129V126H230V125H234L235 123H239L238 124V127L239 126H241V124H242V127H244V128H242V131H240L239 132V135L241 134V136L239 137V136H235V135H233V136H229L230 138L232 137V139H230V141L233 143V144H235V143H237V144H243V146L244 145H246V144H248L247 145V150H248V147H249V145L250 146H252V148H250L249 147V151H251V149H253V146H255L256 147V149H254V150H252V152L254 151V153H252V152H247L246 154H247V156L245 155H243V158L247 161L248 159L247 158H249L250 159V161H251V163L249 162V164H251V166L252 167H254L252 164H253V162H255V163H257V161H258V159L257 158H259V160L261 161V159H262V163L261 164H263L264 163V152H263V150H264V124L262 123V121L264 120L263 119V117L262 116H258V119H257V115H251V109L254 107V102L252 101V100H249V99H252V98H249L248 100H249V103H251L250 105H249V103H248V101H247V98L246 99H244V97L242 98V96H241V94L239 95V93H238ZM26 92H27V94H26ZM1 93H2V95H1ZM35 93V94H34ZM44 93H46V94H44ZM234 93V94H233ZM24 94H25V97H24ZM10 95H11V97H10ZM27 95V96H26ZM29 95V96H28ZM254 95H253V97H254ZM8 96L10 97V98H8ZM22 96V97H21ZM32 96H34V97H32ZM36 96V97H35ZM24 97V98H23ZM31 97V98H30ZM11 101V99L13 100V101H11V102H14V103H11V102H9L8 101V99ZM16 98V99H15ZM18 98V99H17ZM34 98V99H33ZM239 98V99H238ZM255 98V97H254ZM238 99V100H237ZM7 100V101H6ZM242 100V101H241ZM251 101V102H250ZM2 103V104H1ZM221 103V104H220ZM103 104V103H102ZM232 106V109L230 108ZM252 106V107H251ZM93 107H94V109H96V108H98V106L97 105H93ZM240 108H241V110H240ZM91 109H93V108H91L90 107V110ZM93 109V110H94ZM235 110V111H234ZM188 111H190V112H193V110L191 111V109H188ZM234 111V112H233ZM92 112V111H91ZM242 112V113H241ZM10 113V114H9ZM43 112H40L39 114L41 115ZM64 113V115H66V114H68L67 112H63ZM93 113V112H92ZM39 114L38 115H36V116H33V117H31V118H29L28 116H24L23 117V119L25 120V122H27V123H29L32 119H34V118H38L39 117ZM212 114H213V112H212ZM233 114V115H232ZM243 114V115H242ZM15 115V116H14ZM22 115H24V114H22ZM92 115V114H91ZM87 116L84 120H87V118H88V120L89 121H92L91 120V118L93 119L94 117H98V115H96V116ZM218 115V116H217ZM228 117H227V116ZM19 116H20V114H19ZM38 116V117H37ZM224 116H226L225 117V119H226V121H227V118H229V119H231L230 117H232V119L231 120H229L231 123H233V121H235L234 122V124H230L228 121L226 122L225 120H224ZM230 116V117H229ZM234 116V117H233ZM243 116H246V118H250V119H246L245 117L244 118H242ZM12 117H13V119H12ZM237 117V118H236ZM29 118V119H28ZM197 118V119H196ZM196 120H198V122L197 121H194V120H192V119H189V120H192V121H194L193 123L195 124V122H197V123H199V119L201 118V117H199V116H196ZM242 119L244 120L243 122H242ZM263 119V120H262ZM9 119H8V121H10ZM188 120V119H187ZM58 121H60V124L61 123H63L64 122V119H59ZM192 121H190V122H192ZM209 122L211 125L209 126V124H206V123H204V122ZM248 121H250V122H248ZM260 121V122H259ZM185 122H187L185 119H184V123ZM189 122V123H190ZM264 122V121H263ZM19 123V121H14V124L11 122L10 124H13V125H17ZM193 123H190V124H192L193 125ZM203 123V124H202ZM228 125H227V124ZM249 123V124H248ZM9 124V123H8ZM88 124H89V122H87L86 124H85V126L87 127V128H94L93 126H89L88 127ZM187 124V123H186ZM225 126H224V125ZM192 125H189L190 127H188V131H186V132H188L187 133V135H189V134H191V135H189L190 136V138H189V136H187L186 134V136L188 137H186V139H184V140H186L187 141V143L185 142H182V144L184 145L183 146V149L186 151V153L182 150V158H184L182 161H180L182 158H180V160H178L179 161V163H178V161H177V163L180 165V169L177 167V169H179V170H177V172L178 171H181V173L179 174V178H181V179H179L178 177H177V174L178 173H176V177H177V179H178V181H180L179 183H178V181H174V182H171V181H169V180H165V181H167V182H165L164 181V183H161V185L163 186L164 185V187L166 186V188H168L169 186H170V183H172V186L171 187H174V188H176V190L177 189H179L180 190V192H179V190H177L178 191V193H179V195L181 194V192H184V194H182V196H180V198L179 197H177V195H178V193H173L175 196H173V194L172 193H168V194H166V195H170V194H172V198L169 196H165V197H167V199L168 200H166V199H164L165 201H166V203L164 204L165 206H161L162 208H160L159 209V207L157 206L158 204H160L158 201H157V199L155 198L156 196H153V197H150V200H149V203H151V205H150V210L152 211L153 210V208H152V205L155 203V204H157L156 205V207L160 210V212H159V210H157V208L155 207V206H153V207H155V210H157L158 211V213H159V217L160 218H162V219H159V218H156L155 217V215H153L154 217H152V214H149L150 213V210L148 211V213L147 212H144V211H142L141 210V208H140V206H141V204L139 205V204H137V202L135 201V199H136V197H132V199L131 198H126V197H122V195H121V193H119L120 195H121V197H119L120 199H121V201L122 202H124L123 200H129V201H131V203L129 204V206H127L128 204H124L123 205V207H125L124 209L122 208V207H115V205L114 204H112V203H110V204H108V205H106L105 207H107V208H110V209H113L114 207L116 208H114L113 210V212L112 213H114V212H116V214L114 213V214H112V213H109V214H107V216H105V219L107 218L108 220H112L111 222L109 221V224H111L112 222H114V220L115 221H121V219H122V223L121 222H118L117 221V223H121V226H123L124 225V222L126 223V224H128L129 226H133V228H139V229H141L142 227L144 228H142V230L140 231V234H145V233H147L148 234V239L149 240H147V242L146 243H144V246H143V248H144V250H147V251H149V252H145L146 253V255L145 256H140V257H137V258H135L136 259V261H135V259H133L134 261H135V263L138 261L139 262V260H141V258H142V262L144 263V264H171V261H170V259H171V256H174L175 255V258L177 259H179V256L178 255H180V258H181V256L183 255V260H180V261H178V259H177V262L175 261L176 259L174 258V261L176 262H174V261H172V262H174V263H172V264H177L178 262H180V264H181V262H182V264H209V262H211L212 264H213V262L215 263V261L214 260H212V259H210V261H209V259H207V258H212V256H215L216 258H217V263L216 264H264V192L262 191V190H264V185H263V183H264V181H263V179H264V165H262L261 167H259V170L258 169H255V171H259L260 173H259V175H255V177L253 176V175H251L252 176V178H250L249 177V175H248V178H246V177H244L243 175H245V174H243L242 172L243 171H241V170H243V169H246L245 170V172L244 173H248V171H249V168H247V167H245V166H242L241 168H239L240 169V172H241V174H240V176L238 177L237 175H239V171H238V174L236 173H234L235 172V170L233 171V173H231V174H233V177H232V175H231V181L233 182V183H235V181H240V179L242 178V180L240 181L241 183H243V185H244V182H246L245 184L246 185H244L243 186V188L245 189L246 187H248V186H250L249 187V190L248 191H246L247 193L249 192V191H251L252 190V192H254V193H248L249 194V197H251V196H255V197H251L250 198V200H251V202L250 201H248V199L249 198H247V201L249 202V205L250 204H255V206L254 205H252L251 207L253 208V207H255V209H252V211H251V214H250V210L249 211H245L244 209V211L245 212H248V213H246L247 214V219H248V221L247 222H245L244 221V219H246V218H243V217H245L246 216V214H245V216H243V217H241L240 216V218H242V221H244V224L246 225H243V223H241V222H239L240 220V218L238 217V219H236V220H238L236 223H235V225L236 226H238L237 228H240V230H243V231H241V235L243 234L242 232H246L243 236H241V239H239L234 245H232V246H229V249L231 250V252H232V254L230 255V257L229 258H227V260L225 259V257H224V255H225V253H224V249H225V244H223V243H218V240H217V242H213V240H212V237H211V235L213 236V234H215V233H213V230L211 231V230H209L208 229V227H213V225L215 224V218L217 217V216H219L220 215V213H219V209H218V204L219 203H214L213 202V200L212 199H214V198H212V197H210V196H214V194L216 193V196H217V192H221L222 193V187L220 188L219 186H221L222 185V180L220 179H217L219 176H220V174H219V176H218V174H217V178H216V176H214V173L210 170L211 168H210V166H209V163H205L204 164V162L202 161H200L201 159H202V156H201V154H203V159L202 160H208L207 159V156H205V154H206V151H207V145H209L208 147H210V145H211V142H210V140L208 141V142H210L209 144H206L207 143V138H205V139H207V140H204L203 139V141H202V139H200L201 137H202V134L199 132V127H196L195 125L192 127ZM235 125H237V124H235ZM248 125H250V126H248ZM25 126H27V128H29L28 126H29V124H25ZM183 126H185V127H187V125H185V124H183ZM205 126V127H204ZM206 126H209V127H211V128H206ZM57 128H58V126H56ZM53 128V131H55V129L57 130V128ZM104 126H99V127H96L97 128V130L95 129L92 133H91V135H90V137H93L94 136V138H93V141H92V139H91V141L93 142V143H95V142H97L98 143V141L100 142L101 140H102V142L104 141V140H106V137L108 138V140L110 139V136L109 135H107V134H105L106 133V131H104L103 128ZM198 128V131L196 130V128ZM231 127V128H230ZM258 127V130L259 131H257V128ZM99 128H101V129H99ZM194 128H195V130H196V132L198 133L197 135H195L194 134V132L193 131H195L194 130ZM15 129V128H14ZM13 129V131H14V134H17V130L15 129L14 130ZM64 130V129H61V128H58V130L57 131H60V130ZM219 129V130H218ZM233 129H231L230 131H232ZM250 130V132H248L249 130ZM101 130V131H100ZM216 130H218V131H216ZM61 131V132H62ZM191 131V132H190ZM102 133L104 136H101V138H97V137H95L98 133ZM209 132V131H208ZM219 132V133H220ZM258 132H259V134H258ZM55 133V132H54ZM96 134V135H95ZM2 134H1V132H0V136H1ZM193 135H195V137L193 136ZM199 135H201V137L199 136ZM236 135H238V134H236ZM261 135H263V137L261 136ZM23 136L24 137H22V139L20 140V143L22 142V141H25V143H23V147H20L19 149L17 148L18 146H16L15 148H13V149H10V148H7L6 149V151H5V149L2 147V145L0 144V151H2V150H4L5 151V154H7V156H9L12 160L13 159H15V160H13V161H10L8 158H6L8 161H10V162H13L12 164H10V173H9V176L6 178V183H5V186H6V184H8V188H10V189H8V190H12V192H14L15 191V189L18 187V185H19V187L21 188V189H23V190H21V191H23V194H25L26 196L29 194V195H32V196H27L26 198H24L23 199V203L21 204V206H22V208L24 207L25 208V210H27V212H31L33 209H31L30 208V203H31V199L32 198H30V197H34L33 195H35V192H33V190H32V188H34V187H32L33 185L34 186H37L36 184H35V182H34V184L33 183H31V182H28V183H26V181H32V179L33 180H36V178H38V176L39 177H41V176H48L50 173H51V170L48 168L49 167V165L47 164V163H45L44 162V159L43 158H45L43 155H44V153H46L45 151H49V150H56L57 148H56V146L57 145H59L62 141H63V136L64 135H61V136H56V134L55 135H53L54 137H55V139L53 138V136L51 137V139H53V141L52 140H49V143H50V141H51V143H53L54 144V146H51V147H47L46 148V146L45 145H40V146H36V147H32V148H30L28 145H26L27 143H26V139H28V136H27V131L25 130V132H24V134H23ZM26 136V137H25ZM194 137V139H193V137ZM197 137H200V138H197ZM203 138V137H202ZM78 139V138H77ZM188 139H190V141L188 140ZM191 139H193V142H192V140ZM228 139V140H229ZM108 140H106V141H108ZM252 142H251V141ZM258 142H257V141ZM58 142V144H57V142ZM78 142H79V140H77ZM88 141V142H87ZM89 139H87L86 141H85V144H87V143H89V142H91ZM95 141V142H94ZM110 141V140H109ZM206 141V142H205ZM255 141H256V144H255ZM60 142V143H59ZM204 142H205V144H204ZM241 142V143H240ZM243 142V143H242ZM251 142V143H250ZM261 142H263V144H261ZM104 143V142H103ZM191 143H194L193 145H195V146H192L191 147ZM259 143V144H258ZM186 144V145H185ZM204 144V147H206L205 149L204 148H201V147H203L202 145ZM254 144V145H253ZM260 144L262 145V146H260ZM75 145H76V143H75ZM74 145V143L70 146V148H69V150L68 151H72L74 148L76 149H74V152H67L66 154H58V155H56L55 156V158H54V162L56 163H54L52 166L53 167H56L57 165H62L64 162L63 161H67V163H68V165H70V167L69 166H67V170L69 171V170H72V171H79L80 170V168H86V170H85V173H88V174H90V175H95L96 174V172H100V167L102 168V166L101 165H103V164H101L100 165V163H99V161H98V163H96L97 162V159L100 157V156H102V157H105V156H107V155H109V153H108V151H109V149L108 148H105V146L103 147L102 145H100V143H99V145L98 144H92V145H97L96 147H98V146H100L101 148V150L99 151V148H97L95 151H93L92 150V152L91 153H93V154H91V156H93V155H95V156H98V155H100L98 158L97 157H91L90 156V158H93V159H96V161H91L90 163H88L89 161H87V159H89L87 156H86V158L84 159V158H80V157H82L81 155H80V150H81V147L83 146L84 148L82 149V151H84V149L86 148V145L84 146V144L82 145V143L80 142V143H78L76 146ZM104 145H107V143H104ZM188 145V146H187ZM75 146V147H74ZM198 146V147H197ZM237 146V145H236ZM241 146V145H240ZM258 146H260V148L258 147ZM5 147V146H4ZM42 147H45V148H43L42 149ZM79 147V148H78ZM89 147V146H88ZM194 147H196V148H194ZM245 147V148H244ZM243 148V151H242V154H245V152H246V146H244ZM254 147V148H255ZM1 148H3V149H1ZM21 148H23V150H21ZM54 148V149H53ZM78 148V149H77ZM103 148H104V152H103ZM199 150H198V149ZM263 148V149H262ZM15 149V150H14ZM36 149V150H35ZM87 149V148H86ZM85 149V150H86ZM108 149V150H107ZM195 149V150H194ZM201 149H203V150H201ZM258 149V150H257ZM260 149H262L261 150V152H263V154L262 153H260ZM9 152H8V151ZM42 150H45L44 152H42L41 153V151ZM77 150L79 151L78 153H76L77 152ZM107 151V153H106V151ZM20 151V152H19ZM99 151V152H98ZM189 151H191V153L189 152ZM192 151H194V153H192ZM202 151H203V153H202ZM255 151H258V152H255ZM97 152V153H96ZM100 152H101V154H100ZM204 152H205V154H204ZM244 152V153H243ZM83 153V152H82ZM96 153V154H95ZM104 153H106V154H104ZM183 153H184V155H183ZM249 153V154H248ZM252 153V154H251ZM90 154V153H89ZM98 154V155H97ZM104 154V155H103ZM189 154V155H188ZM195 154H197V155H195ZM254 154H255V157H254ZM72 155V156H71ZM80 155V156H79ZM193 155V156H192ZM194 155H195V157L196 158H193L194 157ZM30 156V157H29ZM42 156V158H40ZM190 156V157H189ZM16 157V158H15ZM65 157V158H64ZM70 157V158H69ZM180 157V156H179ZM178 157V158H179ZM204 157L206 158V159H204ZM260 157H261V159H260ZM0 158H5V157H0ZM186 158H189V159H186ZM257 159V160H255V161H252V160H254V159ZM65 159H67V160H65ZM70 159V160H69ZM193 161H192V160ZM4 161H5V159H3ZM6 160V161H7ZM25 160V161H24ZM27 160V161H26ZM63 160V161H62ZM69 160V161H68ZM86 160V162H84ZM244 160V161H245ZM15 161H17L16 163H15ZM18 161H20V162H18ZM42 161H43V163H42ZM209 161V160H208ZM207 161V162H208ZM26 162V163H25ZM60 162H62V163H60ZM93 162V164L90 166L89 164H91ZM248 162V161H247ZM23 163H24V165H23ZM42 163V164H41ZM88 163V164H87ZM194 163V164H193ZM201 163V164H200ZM258 163H260V162H258ZM33 166H32V165ZM45 164V165H44ZM82 165L80 168H79V165ZM142 164H143V162H142ZM183 164V165H182ZM193 164V165H192ZM196 164V165H195ZM248 163H247V165L248 166H250ZM260 164V165H261ZM86 165H89L88 167H86ZM177 165V164H176ZM208 165V166H207ZM245 165H246V162H245ZM246 165V166H247ZM255 165V164H254ZM258 165V164H257ZM48 166V167H47ZM97 166V167H96ZM250 166V167H251ZM256 166V165H255ZM15 167H17L16 168V170H15ZM31 168V170H32V172H31V174L29 173L28 174V172H29V170H30V168ZM46 167V168H45ZM76 167H78V168H76ZM90 167V168H89ZM96 167V168H95ZM146 167H149V166H144V165H141V168H143V169H141V171H140V168H138L137 166H135V167H133L132 169L133 170H137V174H139L138 175V180H136L135 179V177H134V175L132 174L131 176H125V177H120V179H119V181L120 182H122V181H125V182H123V184L124 183H126V184H124V186L127 188V185H129V188L128 189H131V185L133 184V185H135V187L134 188H137V189H139V187H145L150 181H151V179H153V178H158V176H159V173H160V171H159V168H156V167H153L152 168V170L150 171H147L146 170V172H148V173H146L145 172V169H146ZM165 167L167 168V166L165 165ZM184 167H186V168H184ZM206 167H208V168H206ZM20 168V169H19ZM41 168V169H40ZM45 170H44V169ZM210 168V169H209ZM36 169H38V170H36ZM48 169V170H47ZM96 169V170H95ZM97 169H100V170H97ZM148 169V168H147ZM149 169H150V167H149ZM203 169H204V171H203ZM251 170H252V168H250ZM28 170V171H27ZM91 170V171H90ZM144 172H143V171ZM198 170V171H197ZM210 170V171H209ZM237 170H238V168L236 169V172H237ZM248 170V171H247ZM11 171H13L12 173H11ZM14 171H16V172H14ZM26 171H27V173H26ZM90 173H89V172ZM94 171H96L95 173H94ZM139 171H140V173H139ZM247 171V172H246ZM254 171V172H255ZM205 172V173H204ZM209 172V173H208ZM1 173V172H0ZM36 175H35V174ZM105 173H107V172H105ZM144 173V174H143ZM258 173V172H257ZM6 174V173H5ZM26 174H28L29 175V177H31V178H28V176H26ZM77 174V173H76ZM183 174V175H182ZM212 174V175H211ZM215 174V175H216ZM235 174V175H234ZM243 174V175H242ZM250 174H252V173H250ZM255 174V173H254ZM34 175V176H33ZM89 175V176H90ZM140 175H141V177H140ZM191 175V176H190ZM199 175H201V176H199ZM203 175V176H202ZM207 176V178H206V176ZM36 176V177H35ZM143 176L145 177V178H143ZM157 176V177H156ZM210 176H212L213 178L215 177L216 178V180L215 181H213L214 179L213 178H210ZM27 177V178H26ZM91 177V176H90ZM108 177H110V175L108 176ZM153 177V178H152ZM159 177H161V173H160V176ZM261 177L263 178V179H261ZM15 180V181H13L12 182V180L13 179ZM125 180H124V179ZM143 178V179H142ZM237 178H239V180L237 179ZM254 178H255V180H258V181H256L255 182V180H254ZM11 179V180H10ZM17 179V180H16ZM19 179V180H18ZM31 179V180H30ZM108 178L107 177H105V180H102V181H106ZM110 180L112 179V177H110L109 178ZM140 179H142L141 180V182L139 181ZM174 179H175V177H174ZM205 179V180H204ZM211 179V180H210ZM247 180V181H244V180ZM261 179V180H260ZM60 180H62V182H65V181H63V179H60ZM59 180V182H61ZM122 180V181H121ZM130 180V181H129ZM9 183H8V182ZM22 181V182H21ZM23 181H25V182H23ZM36 181H38L39 183H41V181H39V179L38 180H36ZM93 181V180H92ZM132 181H134L133 183H132ZM139 181V182H138ZM212 181V183L210 184V182ZM243 181V182H242ZM250 183H252L253 181L255 182V184L254 185H256V186H253L252 184H250ZM33 182V181H32ZM129 182V184H127ZM177 182V183H176ZM218 183V187L220 188H217L216 186H215V183ZM250 184H248V183ZM253 182V183H254ZM259 182H260V184H259ZM23 184V185H21V184ZM24 183H26L28 186H29V188H28V186L26 185V184H24ZM58 182H56L55 183V185L57 184ZM67 183H68V181H67ZM71 183H73V182H71ZM70 183V185L69 184H67V191H68V193L67 194H69V192H74V193H72V194H74L73 196H75V197H73V198H78V196L76 195L77 193L79 194V192H80V194L82 195V194H84V193H86V192H88L89 191V186L88 185H84L85 187L86 186H88L87 188H85L84 186H79L80 188H82V189H80L79 190V188H78V185L80 184V183H73V184H71ZM132 183V184H131ZM137 183H138V185H137ZM174 183H176L175 185L176 186H174ZM183 183V184H182ZM32 185V186H30V185ZM43 184V185H42ZM88 184V183H87ZM131 184V185H130ZM179 184H180V186H179ZM226 184V183H225ZM224 184V185H225ZM228 184V183H227ZM227 184L225 185V187L227 186ZM21 185V186H20ZM40 185V184H39ZM46 184H44V183H41V186H37L36 188H37V191L39 190L40 191V189L42 190V188H40V187H43V188H46V186L48 187L49 185L47 184L46 186H45ZM136 185H137V187H136ZM141 185V186H140ZM151 185V184H150ZM168 185V186H167ZM178 185V186H177ZM210 185H212V186H210ZM248 185V186H247ZM259 185H261V186H259ZM23 186V187H22ZM58 187H59V189L63 192L64 191V189H62V188H60L61 187V185H59V183H58V185H57ZM72 186V187H71ZM74 186V187H73ZM182 186V187H181ZM240 186V187H239ZM246 186V187H245ZM263 186V187H262ZM19 187L17 188L18 190H20L19 189ZM31 187V188H30ZM76 187L78 188L77 190H76ZM181 189H180V188ZM208 187H210V189H212V187H213V190L214 191H216L217 189H218V191H216L215 193H214V191L211 193V191H210V189L208 188ZM232 187V186H231ZM234 187H235V185H234ZM236 189H238V187L241 189H238L239 191H242V192H239V191H236V193H231V192H229V194H228V196L227 197H229V196H232V199H230V200H233L231 203H233L234 202V197L236 198V196H239V195H241V194H243V188H242V185H240V183H237L236 184ZM257 187H260V188H257ZM12 188H15V189H12ZM25 188V189H24ZM132 188H133V186H132ZM16 189V190H17ZM54 189H56V191L57 192H59V189H57L56 187L54 188ZM243 189V190H242ZM248 189V188H247ZM258 189V190H257ZM227 190V189H226ZM261 190V191H260ZM33 192L34 194H31V192ZM55 190L54 191H52V193H44V194H39V195H41V196H39V197H41V198H43L44 200H47L46 198H48L49 199V197H54L53 196V194H55V192H56ZM77 193H76V192ZM261 192V194H260V192ZM11 192V193H12ZM238 192H239V194H238ZM28 193V194H27ZM214 193V194H213ZM230 193H231V195H230ZM188 194V195H187ZM211 194H213V195H211ZM238 194V195H237ZM253 194H256V195H253ZM178 195V196H179ZM187 195V196H186ZM233 195H235L234 197H233ZM244 195V194H243ZM242 195V196H243ZM257 195H259V196H257ZM186 196V197H185ZM257 196V197H256ZM68 197V196H67ZM72 196H70L68 199H72L71 198ZM176 197V198H175ZM244 197H246V196H244ZM244 197H241V199L243 198L244 199V201L246 200V198H244ZM258 197H260V198H258ZM28 198V199H27ZM29 198H30V201L28 202V203H26V201H28L29 200ZM81 198V197H80ZM80 198H78L77 200H79ZM175 198V199H174ZM182 198H184V199H182ZM186 198V199H185ZM255 199V203H253L252 202V199ZM27 199V200H26ZM131 199V200H130ZM182 199V200H181ZM189 199V200H188ZM216 199V201H217V199L218 198H215ZM214 199V200H215ZM226 199V198H225ZM229 198H227V200H228ZM236 199H238V200H235V201H238V202H240V201H243V199L242 200H240V197L239 198H236ZM253 199V200H254ZM26 200V201H25ZM212 200V201H211ZM168 201V202H167ZM191 201H193V202H191ZM244 201H243V203H244ZM246 201V204H247V207H250L249 205H248V202ZM258 201H260V202H258ZM37 202V200L36 201H34V203H36ZM161 203L163 202L164 203V201H160ZM189 202V203H188ZM228 202H230V201H228ZM258 202V203H257ZM153 203V204H152ZM231 203H229V204H231ZM6 204V203H5ZM178 204V205H177ZM184 204V205H183ZM194 204V205H193ZM211 204V205H210ZM214 204H217V210L215 209V205ZM26 205H29V208H28V206H26ZM174 205H176L175 207H174ZM180 205V206H179ZM190 205V206H189ZM193 205V206H192ZM232 205V204H231ZM230 205V206H231ZM244 205H245V203H244ZM4 205H1L0 206V227L3 229V227L2 226H4V224L5 223H7V220L9 219V217H12V215H14V213L12 212V208H11V206H8V207H5L6 209H3L2 207H3ZM188 206V207H187ZM192 206V207H191ZM197 206H198V211H197ZM212 206V207H211ZM214 206V207H213ZM232 206H234V205H232ZM231 206V207H232ZM135 207V208H134ZM199 207L201 208V209H199ZM230 207V208H231ZM236 207H237V205H236ZM247 207H244L245 209H247ZM250 207V208H251ZM2 208V209H1ZM10 208V209H9ZM37 208V207H36ZM127 208H128V210H127ZM132 208V209H131ZM134 208V209H133ZM171 208V209H170ZM190 208V209H189ZM194 208V209H193ZM210 208V209H209ZM235 208V207H234ZM250 208H248V209H250ZM258 210H257V209ZM9 209V210H8ZM136 209H137V211H136ZM162 209L165 211V212H163L162 211ZM205 209H207V211H205ZM232 209V208H231ZM237 209V208H236ZM235 209V210H236ZM118 212H117V211ZM124 210V211H123ZM188 210V211H187ZM190 210V211H189ZM234 209H233V213H236V212H234L235 211ZM11 211V212H10ZM128 213H127V212ZM134 211H136L135 213H133ZM163 213H162V212ZM168 211H170V212H168ZM172 211V212H171ZM199 211H200V213L201 212H203L202 214L203 215H205V216H210L211 214V217L210 218H206L205 216L203 217V215L202 214H200L199 216H201V217H199L201 220H199V219H197L196 217H197V215L195 216V215H193V214H196L197 212L199 213ZM241 211V210H240ZM188 213V216L190 217V215H193L194 217H195V219L197 220V222L196 221H194L193 219V216H191L193 219V221H191V222H194L193 223V225H191L192 223L190 222V224H189V221H188V226L186 225V223H185V227L187 228V230H185V234H184V229H186V228H182L181 230H179V226H184V224H181V222H178V223H180L179 224V226H177L178 225V223H176L178 220L180 221V219L179 218H181L182 216H180L181 214H183V216H184V213ZM196 212V213H195ZM242 212V211H241ZM179 213V214H178ZM217 213V214H216ZM238 213H240V212H238ZM238 213H236V214H238ZM243 213V212H242ZM8 214V215H7ZM12 214V215H11ZM133 214H136V215H133ZM155 214V213H154ZM208 214H210V215H208ZM241 214V213H240ZM113 215H114V217H113ZM126 215V216H125ZM132 215V216H131ZM242 215V214H241ZM180 216V217H179ZM5 217V218H4ZM116 217V218H115ZM121 217H124L125 218V220L123 219V218H121ZM150 217H151V219L153 218V221L150 219ZM185 217H186V214H185ZM185 217L183 218V219H185ZM234 217V216H233ZM4 218V220H2ZM7 218V219H6ZM127 218V219H126ZM134 218H135V220H134ZM155 218V219H154ZM206 218V219H205ZM235 218H237V215L235 216ZM28 219V218H27ZM27 219H25L23 222H22V225H18V227H16V228H13L12 229V231L13 230H15V229H17V231H19L20 229H24V224H25V222L27 221ZM114 219V220H113ZM159 220V223H155V221H157V220ZM183 219H181L182 220V223L183 222H185V221H183ZM186 219H187V217H186ZM215 219V220H214ZM150 220V221H149ZM177 220V221H176ZM188 220H190L189 218H188ZM198 221H200V222H198ZM212 221H214V222H212ZM29 222H30V220H29ZM195 222H196V224H198V223H200L201 225H200V227H195V226H197L196 224H195ZM146 223H148V224H146ZM165 223V224H164ZM172 223H175L176 224V226H177V228H178V230L179 231H182L181 233L179 232V234L177 233V231H176V233L174 232V229L175 228H173V227H175V226H172ZM213 223V224H212ZM247 223V224H246ZM205 224V228H207L208 230H205V229H203L204 231H202L201 229H199V228H201V226H203ZM237 224H240L241 226H245V227H247L248 228V230H247V228H243L242 229V227H240V225H237ZM31 225V224H30ZM28 226V227H32L33 226V224H32V226ZM138 225V226H137ZM161 225V226H160ZM169 225V226H168ZM193 227H191V226ZM22 226V227H21ZM147 226V228H146V230H145V227ZM157 227V226H159V227H157V228H155V227ZM0 228V241H3V239H5L8 235H9V233H6V232H2L3 230ZM177 228H176V230H177ZM19 229V230H18ZM126 229H128V227H126L125 229L123 228V230H126ZM161 229H162V231H161ZM190 229V230H189ZM210 229H213V228H210ZM2 230V231H1ZM156 232H155V231ZM160 230V231H159ZM166 230V231H165ZM189 230V232H190V234H189V232H188V234L192 237H195V238H197V242H196V240H194V245H189V244H192V239H195V238H193L192 237V239H190L191 237L189 236H187V231ZM198 230H201L200 232L198 231ZM245 230V231H244ZM192 231H194V232H192ZM199 232V233H197V232ZM211 231V232H210ZM126 232H127V230L125 231V233H121L120 234V236H118V235H115L116 237H117V240H115V239H113V241H114V243H116L117 241H118V239H121V236L122 235H124V234H126ZM152 233V234H149V233ZM162 232V233H161ZM192 232V233H191ZM12 233H14V231L12 232ZM163 233H165V235H163ZM168 233L170 234V236L168 235ZM196 235H195V234ZM176 234H178V235H176ZM41 236H43V234H40ZM40 235H39V238H41L40 237ZM175 235V236H174ZM195 235V236H194ZM4 236H6V237H4ZM113 236V235H112ZM149 236H151V238L149 237ZM164 236V237H163ZM215 236H216V234H215ZM4 237V238H3ZM156 239H155V238ZM167 237V238H166ZM172 237H174V238H172ZM176 237V238H175ZM185 237H187L188 239H184ZM171 238H172V240L174 241V243H173V241L171 240ZM214 238V237H213ZM2 239V240H1ZM165 239V240H164ZM169 239V240H168ZM215 239H216V237H215ZM178 240V241H177ZM169 241V242H168ZM179 242V243H178ZM181 242V243H180ZM187 242V243H186ZM189 242V243H188ZM191 242V243H190ZM196 242V243H195ZM113 243V244H114ZM163 243L165 244V246H167V245H169V247H166V248H169L170 250H171V252L173 251V252H175V251H177L178 252V250H172V248L174 249V247H175V249H179L184 243H185V245H183L182 247H185V246H188V247H186L187 249L188 248H190V250H187L186 248H181V249H183L184 250V252L183 251H179V253L180 254H170V252L168 251V249L166 250V252H164V250H162V247L161 246H164L163 245ZM160 244H162V245H160ZM187 244V245H186ZM158 245V246H157ZM170 245L172 246V247H170ZM145 246H146V248H145ZM154 246H157V249H161L160 251L159 250H153L152 252H161V253H165L163 256H160L161 254H156V256L154 255L155 253H151L150 254V252H151V248H149V247H154ZM174 246V247H173ZM159 247V248H158ZM161 247V248H160ZM213 247L215 248L216 247V249L214 250L213 249ZM163 248H165V247H163ZM153 249H156V248H153ZM186 249V250H185ZM192 249V250H191ZM180 250V249H179ZM112 251H113V249L112 250H108V251H106L107 253H105L104 254V252L103 251H101V253H100V257H98V260H97V262H95V263H93V264H107L108 263V259H109V257L111 256V253H112ZM167 251H168V253H167ZM177 252H175V253H177ZM185 252H187L186 254H187V256L185 255L184 256V253ZM148 253L151 255H148ZM206 254V255H205ZM170 255V256H169ZM176 255H177V257H176ZM153 256V257H152ZM188 256H190V258H188L187 259V257ZM108 257V258H107ZM168 257H170V259L168 258ZM150 258V259H149ZM153 258V259H152ZM159 258V259H158ZM167 258V259H166ZM206 259L209 261H207L206 262ZM154 260H155V262H154ZM157 261V262H156ZM141 263V262H140ZM142 263V264H143ZM134 264V263H133ZM137 264V263H136ZM139 264V263H138Z\"/></svg>",
    "mask_w": 264,
    "mask_h": 264
}]
</instances>
